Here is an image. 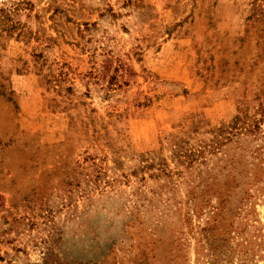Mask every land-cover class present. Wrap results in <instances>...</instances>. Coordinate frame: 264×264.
<instances>
[{"label": "rangeland", "instance_id": "rangeland-1", "mask_svg": "<svg viewBox=\"0 0 264 264\" xmlns=\"http://www.w3.org/2000/svg\"><path fill=\"white\" fill-rule=\"evenodd\" d=\"M0 264H264V0H0Z\"/></svg>", "mask_w": 264, "mask_h": 264}]
</instances>
